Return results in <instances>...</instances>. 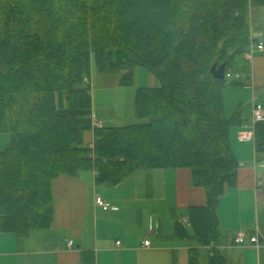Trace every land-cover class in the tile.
Listing matches in <instances>:
<instances>
[{"label":"trees","instance_id":"1","mask_svg":"<svg viewBox=\"0 0 264 264\" xmlns=\"http://www.w3.org/2000/svg\"><path fill=\"white\" fill-rule=\"evenodd\" d=\"M254 6L264 0H0V134L11 140L0 152V232L49 229L61 175L95 170L98 185L115 187L139 169H185L208 203L187 209L191 228L177 223V235L216 243L218 204L238 180L230 134L243 121L240 110L225 117L227 79L211 69L250 74ZM94 66L124 86L145 68L159 86L139 87L136 122L96 130L91 148ZM255 149L264 155V122ZM210 264L228 260L213 248Z\"/></svg>","mask_w":264,"mask_h":264},{"label":"crops","instance_id":"2","mask_svg":"<svg viewBox=\"0 0 264 264\" xmlns=\"http://www.w3.org/2000/svg\"><path fill=\"white\" fill-rule=\"evenodd\" d=\"M260 11L258 18L252 9V38L264 42V8ZM250 68V74L244 75L246 82L242 80L236 87H251V96L255 91L260 101L264 97V53L255 56ZM141 71L136 69L132 86H124L120 75L99 72L94 66L90 79L93 119L105 124L135 123ZM146 76L148 87L159 86L155 76L154 80L150 74ZM121 91L127 109L125 115L118 116ZM236 107L242 112L243 123L247 122L252 115V98ZM98 112L107 116L97 119ZM94 140L93 130L85 133L86 145ZM230 141L238 160V180L218 204L220 237L213 245L182 240L176 232L177 223L188 220L189 207L208 203L206 190L194 186L190 171L139 169L121 184L106 187L97 184V173L90 170L76 177L61 175L53 181L55 213L49 229L32 230L26 237L0 232V264H82L85 253L94 255L95 264H210L213 248L226 255L228 264H264V155L257 154L254 143H238L235 135L231 134ZM9 142L0 138V152L10 146ZM258 179L262 180L259 187ZM97 197L107 207L97 206ZM240 232L246 234L248 244L234 246L233 239ZM255 234L260 247L249 243ZM146 239L151 240L148 248L143 245Z\"/></svg>","mask_w":264,"mask_h":264},{"label":"built area","instance_id":"3","mask_svg":"<svg viewBox=\"0 0 264 264\" xmlns=\"http://www.w3.org/2000/svg\"><path fill=\"white\" fill-rule=\"evenodd\" d=\"M258 53H264V42L263 41H257L253 40L245 53L244 57L245 59L252 63L253 60L255 59L256 54ZM225 79L231 80L233 82H242L244 79V75L241 73H236L232 70L226 71L225 73ZM86 82H89L90 79L85 78ZM264 122V105L259 101L255 91H253L252 95V119L251 121L244 122L237 133V138L240 142L242 143H254L256 140V130H257V125L260 123ZM105 128V123L98 121L96 119H93V124H92V130L95 132L96 130L103 129ZM93 144L90 145L91 148H93ZM262 185V180L258 179L257 180V187ZM96 205L99 207H107L106 202L101 199V198H96ZM184 227L186 228H191V224L189 220H183L180 222ZM249 243L256 246L260 247V239L259 235L255 234L252 235L251 238L249 239ZM72 242H70L71 246ZM121 243L118 241L117 245L119 246ZM248 244V239L245 233H238L234 239H233V245L234 246H245ZM144 247L148 248L151 246V240L146 239L144 240Z\"/></svg>","mask_w":264,"mask_h":264},{"label":"rangeland","instance_id":"4","mask_svg":"<svg viewBox=\"0 0 264 264\" xmlns=\"http://www.w3.org/2000/svg\"><path fill=\"white\" fill-rule=\"evenodd\" d=\"M264 7L263 6H254L253 7V12L255 14L256 17L259 18V14H260V10H262ZM259 54L261 53H258L256 54V56H258ZM142 71H141V76L139 78V86L140 87H148L147 84H148V79H147V76L146 74H150L151 76V79H153L152 77H154L155 75L153 73H151L148 69H145V68H140ZM114 74V73H113ZM116 74V73H115ZM120 75V74H118ZM158 83H159V80L157 79V77L155 76V78ZM153 79V80H154ZM245 83L246 80H243ZM233 81L231 80H226V85H225V88H224V102H225V117L227 118H230L232 115H234V113H236L238 110H235L237 107L236 105H238L240 102H245L246 100H248L250 97L252 98L251 96V91H252V88L251 87H246L245 85L244 86H240V87H236V86H233L231 85ZM125 87L122 89L124 91ZM124 93V92H123ZM117 106H118V116H122V115H125V111L127 109V106H126V99H125V95L122 96V91L119 92V96L117 97ZM261 103L264 102V97L261 98ZM264 105V104H263ZM112 113V112H111ZM103 115H104V112H103ZM101 114V112H98L96 117L97 119L99 118H104L107 116V114L104 115ZM251 116V117H250ZM250 119H248V121H251L252 119V115H250ZM105 123V122H104ZM127 123L126 122H108V124L106 123L105 124V127H109V126H114V125H126ZM237 128H233L231 130V134L237 139L238 143L240 142L237 138ZM230 134V136H231ZM0 138L3 139L5 142L7 140V142L10 141V136L7 135V134H0ZM10 143V142H9ZM6 147V146H5ZM5 149V148H3Z\"/></svg>","mask_w":264,"mask_h":264},{"label":"water","instance_id":"5","mask_svg":"<svg viewBox=\"0 0 264 264\" xmlns=\"http://www.w3.org/2000/svg\"><path fill=\"white\" fill-rule=\"evenodd\" d=\"M226 69H227V62H224L221 65L215 64L212 67L211 72H212L213 76L215 78H217L218 80H224L225 79Z\"/></svg>","mask_w":264,"mask_h":264}]
</instances>
